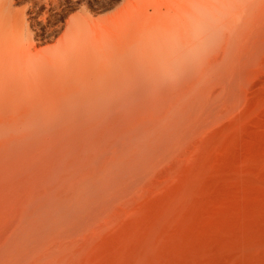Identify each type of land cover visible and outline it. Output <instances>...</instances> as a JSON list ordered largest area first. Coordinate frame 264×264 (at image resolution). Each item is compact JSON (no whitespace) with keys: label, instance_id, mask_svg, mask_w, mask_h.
Here are the masks:
<instances>
[{"label":"bare ground","instance_id":"bare-ground-1","mask_svg":"<svg viewBox=\"0 0 264 264\" xmlns=\"http://www.w3.org/2000/svg\"><path fill=\"white\" fill-rule=\"evenodd\" d=\"M64 1L0 0V264H264V0L82 7L43 46Z\"/></svg>","mask_w":264,"mask_h":264},{"label":"rangeland","instance_id":"rangeland-1","mask_svg":"<svg viewBox=\"0 0 264 264\" xmlns=\"http://www.w3.org/2000/svg\"><path fill=\"white\" fill-rule=\"evenodd\" d=\"M121 1L122 0H112V1L109 0V2L107 4H104L102 7L101 3H99V1H97V0H88V1L83 0L82 2H79V3H74L72 0H69V1L65 0L64 3H65V7L67 8V10L64 9V12H66V13L63 12L62 16H60L61 21H58V22L55 21V22H53V24L50 22V29L53 30V32L51 34L50 33L45 34L44 26H41V23L39 25H37V27H36L37 29H39V31L43 37V40H44L43 46H45L46 44H47L46 46H50L51 44L54 43L55 40H57L58 38H60L63 35V33L65 31V27H64L65 20H67V18H70L71 15L73 16L74 14H77L78 12H80V8H82V7L87 8L88 12L91 13L96 18L100 17V16L105 17V16H109V14L111 15L114 12L116 6H118L121 3ZM24 4L25 3L20 4L19 7H22ZM94 4H96L99 7L101 6L102 8L97 9L93 6ZM31 15L33 16L32 13H31Z\"/></svg>","mask_w":264,"mask_h":264}]
</instances>
